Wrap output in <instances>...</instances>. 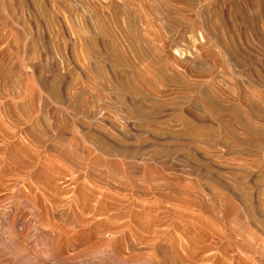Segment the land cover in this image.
<instances>
[{"label":"rangeland","instance_id":"1","mask_svg":"<svg viewBox=\"0 0 264 264\" xmlns=\"http://www.w3.org/2000/svg\"><path fill=\"white\" fill-rule=\"evenodd\" d=\"M0 264H264V0H0Z\"/></svg>","mask_w":264,"mask_h":264}]
</instances>
